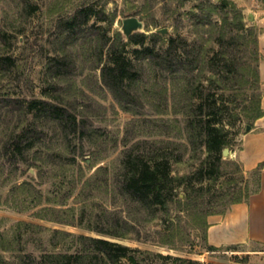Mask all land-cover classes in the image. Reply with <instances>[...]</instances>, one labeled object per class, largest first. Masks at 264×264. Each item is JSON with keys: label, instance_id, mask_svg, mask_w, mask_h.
Masks as SVG:
<instances>
[{"label": "rangeland", "instance_id": "obj_1", "mask_svg": "<svg viewBox=\"0 0 264 264\" xmlns=\"http://www.w3.org/2000/svg\"><path fill=\"white\" fill-rule=\"evenodd\" d=\"M223 1L0 0V32L5 35V40L0 36V54L18 58L12 71L0 75V96L30 99L47 97L48 94L54 93L50 86L53 80L48 76L47 64L60 51L61 19L72 17L78 7L103 10L106 13L104 19L91 13L85 23L88 27H101L109 36L119 31L124 41H128L129 38L122 29L123 20L136 16L144 24V27L136 32L147 35L159 33L164 39L180 34L189 42L203 44V52L211 55L218 46L209 35L206 34L205 38H202L203 30L196 24L195 14L200 13L199 6L203 3L210 9L207 2L220 5ZM225 1L228 2L227 7L221 9L220 14L214 15V20L219 21L226 12H230V19H233L236 13H241L246 28L256 31L257 53L249 47L242 51L240 56L244 62L258 68L260 80L256 88L253 81L246 84L239 80V84H230L225 90V101L231 107L225 119L232 121L233 125L230 126L231 143L226 147L229 151H223L224 176L216 181L217 187H213L210 193L198 200L205 202L202 206L205 209L210 206L209 202L214 201L209 207L210 212L203 213L196 208L194 197H197V194L190 200V208L182 210L181 207L185 204L184 201L180 202V199L187 193L184 186L177 189L178 197L172 201L168 213L162 210L150 213L126 203L117 190L115 179L123 156L137 141H141L136 147L140 152L154 149V142L169 138L159 133V123H163V120L173 122L175 117H183L172 113L173 90L170 85L168 103L166 98L163 99L156 91L164 87L168 80L167 75L147 70L140 81L144 107L141 108L140 114L134 115L122 110L108 90L102 88L98 82L100 70L90 69L94 58L89 57L88 52L78 51L80 54L76 52L78 68L75 82H72L71 90L67 91L65 88L67 89L70 82L61 81L59 92L71 100L77 98V105L92 121L91 128L98 129L101 137H108V144L98 148L87 139H76L75 143L84 145V155L80 156L78 163L74 165L68 164L67 158L59 159L57 155L60 153L65 157L72 156L73 152L64 149L50 137L43 151L52 153L56 159L54 162H40L41 167H36L22 161L14 162L7 156L0 158V264H17L18 255L21 253H31L40 259L45 253L75 252L80 247L74 239V235L78 234L105 238L129 246L138 263H132L125 257L121 264H181L175 259L177 257L193 259L200 264H264V243L249 242L213 250L206 238L209 216L227 210L233 196L216 197V189L223 183L225 188L227 185L235 187L238 184L236 189H241V194L245 195L256 187L255 177L248 178L249 173L243 169L236 153L242 147L243 135L251 130L248 126L253 127L255 124V121L250 122L246 116L251 111L245 110V107L250 106L251 101L261 99L264 93L259 43L264 0ZM250 13L254 14L253 20L249 19ZM163 29H167V33L163 34ZM146 45L156 49H165L167 46L162 42L155 46L149 38ZM136 47L133 44L128 45L126 56L135 57L133 50ZM105 58L108 59L109 56ZM215 94L219 101H222L220 92L216 91ZM125 137L130 139L126 145L122 141ZM116 139L119 140V145L115 147L112 144ZM182 140L186 141L184 135L179 138V141ZM183 153L182 161L173 166L175 174L192 175L198 172L205 155L197 157L190 150ZM243 171L248 183L243 179ZM206 173L207 170L200 174L195 182L207 175ZM206 179L201 180L207 181ZM24 181L31 182L33 187L13 193V188ZM55 208L66 209L67 212L57 214L50 210ZM41 215H61L71 224L50 221ZM109 217L129 220L132 229L127 237L104 234L89 228L105 225L104 227L112 229ZM22 221L42 225L44 228H25L22 230L21 239L15 242L18 223ZM56 229L72 234L55 235Z\"/></svg>", "mask_w": 264, "mask_h": 264}, {"label": "trees", "instance_id": "obj_2", "mask_svg": "<svg viewBox=\"0 0 264 264\" xmlns=\"http://www.w3.org/2000/svg\"><path fill=\"white\" fill-rule=\"evenodd\" d=\"M204 4L199 6L200 13L195 14L196 24L202 27L204 34L202 38L207 34L218 46L211 55L203 52V44L189 42L180 34L164 39L159 33L147 35L135 32L128 41H124L119 31L109 36L101 27L86 26L85 22L91 13L104 19L106 13L103 10L97 11L81 6L75 10L72 17L62 18L59 25L60 51L47 64L48 76L53 80L50 86L54 93L48 94L47 97L30 99L0 96V158L7 156L14 162L22 161L36 167H41L40 162L45 164L54 162L56 159L53 158V154L43 151L50 137L64 149L73 152L72 156L65 157L60 153L57 155L59 159L67 158L68 164L74 165L78 163V158L84 155V145L75 143L76 139H87L98 148L108 144V137H101L98 129L91 128L92 121L77 105V98L71 100L59 92L61 81L70 82L67 89L65 88L67 91L71 90L72 82H75L78 68L76 52H88V56L94 58L90 69L100 70L98 82L102 88L108 90L122 110L134 115L141 113L144 101L140 93V81L150 69L167 75L168 80L164 87L156 91L163 99L166 98L168 103L170 85L173 90L172 113L183 117V119L175 117L173 122L163 120V123H159L158 128H161L159 133L169 138L154 142V149L140 152L136 147L141 141H137L123 156L115 179L117 190L126 203L150 213L157 210L168 213L172 201L178 197L177 189L184 186L187 193L180 199V202L184 201L185 204L181 207L182 210L190 208V200L197 194V197H194L196 208L208 214L209 207L214 201L209 202L210 206L205 209L202 208L205 202L198 200L210 193L216 186V181L224 176L223 151L231 143L230 126L233 122L225 119L231 110L230 104L225 101V90L230 84L236 82L239 84V80L246 84L253 81L256 88L260 72L254 65L244 62L240 56L241 52L249 47H252L255 53L258 51L257 33L252 28H246L243 15L236 13L235 17L230 19V12H226L221 16L220 22L215 21L214 15L220 14L228 2L224 0L220 5L207 2L210 9ZM113 20L114 18L111 19V23ZM0 36L2 39L5 38L2 31ZM148 38L155 46L159 42L167 46L165 49H156L146 45ZM130 44L137 46L133 50L135 57H127L125 54ZM108 56V59L105 58ZM17 61L18 58L15 56L0 54V75L12 71ZM214 89L220 92L222 101L216 97ZM245 110L251 111L246 115L250 122L264 115L260 98L251 101ZM182 135L186 141H179ZM122 141L126 145L130 139L125 137ZM159 143L161 145H158ZM118 145L119 140H114L112 146ZM186 150H190L197 157L204 154L205 158L198 172L192 175L175 174L173 166L182 161L183 151ZM263 169L264 161L249 173L248 178L255 177L256 183V187L250 193L242 195L241 187L240 190L236 189L238 184L235 187L227 185L225 188L223 183L216 189V197L225 198L233 195L229 208L235 203L247 201L251 195L260 191ZM205 170L208 173L203 178H207V181H202L201 178L195 182ZM248 178L243 171L246 183ZM28 187H33L32 183L24 181L16 185L12 191L14 193ZM229 208L221 213L227 212ZM50 210L57 214L67 212L66 209ZM41 217L71 224L61 215ZM109 225L112 229L104 227L105 225L89 228L117 237H127L132 229L129 220L122 218L109 217ZM25 228L44 227L31 222H19L15 242L21 239L22 230ZM54 234L72 233L56 229ZM74 239L80 245L75 252L45 253L40 259L31 253H21L18 255L17 264H121L125 257L132 263H138L136 256L131 253L132 249L127 245L86 234L74 235ZM210 248L218 249L211 245ZM175 259L181 264H200L193 259L182 257Z\"/></svg>", "mask_w": 264, "mask_h": 264}, {"label": "crops", "instance_id": "obj_3", "mask_svg": "<svg viewBox=\"0 0 264 264\" xmlns=\"http://www.w3.org/2000/svg\"><path fill=\"white\" fill-rule=\"evenodd\" d=\"M260 66L264 86V11L260 17ZM264 109V93L261 98ZM242 147L236 155L246 173L264 161V115L255 121L250 131L243 135ZM207 242L218 248L244 245L249 242L264 243V169L261 189L247 201L233 204L225 213L211 214L208 218Z\"/></svg>", "mask_w": 264, "mask_h": 264}, {"label": "water", "instance_id": "obj_4", "mask_svg": "<svg viewBox=\"0 0 264 264\" xmlns=\"http://www.w3.org/2000/svg\"><path fill=\"white\" fill-rule=\"evenodd\" d=\"M249 19L253 20L254 19V14L250 13L249 14ZM144 27L143 22L136 16H131L128 18H125L123 20V32L126 35L127 38H129L133 33L136 31L142 29ZM163 34L167 33V29L161 30ZM251 126H248V129H251ZM229 151L228 148L224 149V153H227Z\"/></svg>", "mask_w": 264, "mask_h": 264}]
</instances>
